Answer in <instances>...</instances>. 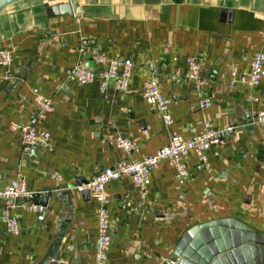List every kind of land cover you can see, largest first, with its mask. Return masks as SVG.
I'll use <instances>...</instances> for the list:
<instances>
[{
    "label": "crops",
    "instance_id": "0c3cea01",
    "mask_svg": "<svg viewBox=\"0 0 264 264\" xmlns=\"http://www.w3.org/2000/svg\"><path fill=\"white\" fill-rule=\"evenodd\" d=\"M60 4L70 12L53 11ZM81 35L131 61L125 92L108 85L102 96L96 81L66 80L69 67L95 66L76 52ZM2 47L11 60L0 66V187L21 175L45 200V216L37 222L34 213L11 209L19 231L0 234V264H93L97 203L75 186L123 156L115 135L134 142L128 158L136 159L172 134H197L204 121L235 130L206 150L208 167L191 151L183 157L189 176L182 186L165 160L149 172L142 198L127 177L105 184L106 264H167L171 257L225 264L226 253L244 264L231 233L250 236L252 247L264 241V123L251 122L264 108V77L253 86L236 80L252 53H264V0H18L0 10ZM188 55L200 59L206 108L183 78ZM152 76L173 98L168 125L141 96ZM35 95L52 102L41 120L33 119ZM11 122L46 130L51 148L23 156Z\"/></svg>",
    "mask_w": 264,
    "mask_h": 264
},
{
    "label": "built area",
    "instance_id": "2783aa9c",
    "mask_svg": "<svg viewBox=\"0 0 264 264\" xmlns=\"http://www.w3.org/2000/svg\"><path fill=\"white\" fill-rule=\"evenodd\" d=\"M76 52L88 57V61L95 64L94 67H82L75 65L65 70V78L77 84L97 82L100 94L103 96L108 85L120 93L126 91L130 69L132 66L128 58L112 57L101 51L97 46L91 45L86 36H79ZM11 51L8 48H0V66L10 63ZM264 53L254 52L249 57L248 70L236 78L237 81L249 86L256 85L264 77ZM234 76V71L231 72ZM171 78H175L171 76ZM183 78L191 82L192 88L199 96L198 106L206 108L211 104V99L206 95L203 87L205 79L201 75L200 59L196 55L185 57V72ZM234 79H231L229 86ZM141 96L153 109L154 115L164 125L171 123L168 104L173 99L162 94L156 77L152 76L141 84ZM35 112L33 119L41 120L52 109V102L48 97L35 95L33 97ZM251 122L264 123V108L258 110L251 118ZM9 128L18 131L20 135V152L27 158H33L38 146L50 149L49 133L46 130H37L30 122H11ZM235 130L234 125H226L221 128H212L208 121L202 123V129L197 134L182 138L176 134L169 136L166 144L156 148L151 153L142 154L139 158L129 159V154L135 148V144L128 137L115 135L113 143L123 153V156L111 166L102 167L83 184L75 186L77 191L87 190L90 197L96 203V236L93 243V264H106L107 250L110 244L111 234L109 229V215L104 198V186L110 180L129 178L137 190L139 197L146 193L149 172L165 160L173 170L175 182L182 186L188 179L189 173L183 163V157L191 151L199 166L206 168L208 162L206 150L221 144L224 139ZM40 192L28 190L25 180L21 175L10 179L0 187V234H17L19 231L18 218L11 209L20 207L35 214L37 222L45 216V206L38 202Z\"/></svg>",
    "mask_w": 264,
    "mask_h": 264
},
{
    "label": "water",
    "instance_id": "95a60500",
    "mask_svg": "<svg viewBox=\"0 0 264 264\" xmlns=\"http://www.w3.org/2000/svg\"><path fill=\"white\" fill-rule=\"evenodd\" d=\"M15 1H18V0H0V10ZM55 10L59 12H67V13L70 12V8L68 4H62V5L60 4L53 8V11ZM79 192L80 194L87 195V196L89 194L87 190H80ZM44 201L45 200H43L42 198H39L38 200V202L40 203ZM239 235H240V238L237 239V235L233 231L230 237H231L232 245L238 248V252L241 255V259L243 263L249 264L250 262H252V260L254 259L256 260L258 258L259 263L264 264V241L262 243L258 242L259 243L258 245L256 244L254 247H252L246 244L247 242L251 243L252 239L250 238V236L249 237L245 236L243 232L240 233ZM232 259L233 257L231 256V254L229 255L226 253L223 256V260H225V264H234ZM169 260L171 262L167 264H194L191 261H187L185 259H176L175 257H171Z\"/></svg>",
    "mask_w": 264,
    "mask_h": 264
}]
</instances>
